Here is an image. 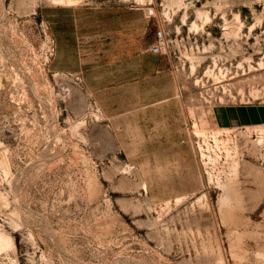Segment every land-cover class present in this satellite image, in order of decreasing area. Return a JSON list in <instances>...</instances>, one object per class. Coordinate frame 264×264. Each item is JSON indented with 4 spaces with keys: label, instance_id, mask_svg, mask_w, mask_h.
Returning <instances> with one entry per match:
<instances>
[{
    "label": "rangeland",
    "instance_id": "1",
    "mask_svg": "<svg viewBox=\"0 0 264 264\" xmlns=\"http://www.w3.org/2000/svg\"><path fill=\"white\" fill-rule=\"evenodd\" d=\"M0 264H264V0H0Z\"/></svg>",
    "mask_w": 264,
    "mask_h": 264
},
{
    "label": "built area",
    "instance_id": "2",
    "mask_svg": "<svg viewBox=\"0 0 264 264\" xmlns=\"http://www.w3.org/2000/svg\"><path fill=\"white\" fill-rule=\"evenodd\" d=\"M165 46V35L162 31L157 33V41L151 48V51L154 53H159Z\"/></svg>",
    "mask_w": 264,
    "mask_h": 264
}]
</instances>
